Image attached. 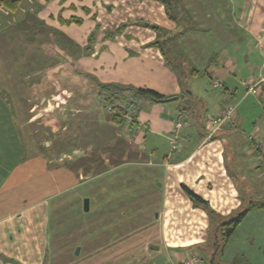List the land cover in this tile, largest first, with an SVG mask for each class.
Returning a JSON list of instances; mask_svg holds the SVG:
<instances>
[{
  "label": "crops",
  "instance_id": "obj_1",
  "mask_svg": "<svg viewBox=\"0 0 264 264\" xmlns=\"http://www.w3.org/2000/svg\"><path fill=\"white\" fill-rule=\"evenodd\" d=\"M230 3L181 0V21L158 0H20L14 13L0 3V264H179L192 253L206 264L219 219L248 201L213 261L264 264V164L248 139L255 134L264 151V110L248 118L244 85L258 81L264 109V21H234ZM180 27L171 42L200 71L182 81L147 45ZM90 76L181 98L142 99L138 125H115ZM198 77L221 86L209 92ZM228 103L234 123L214 130L211 113ZM78 197L90 212L77 237L87 246L60 258L59 235L79 232L55 231V212Z\"/></svg>",
  "mask_w": 264,
  "mask_h": 264
},
{
  "label": "trees",
  "instance_id": "obj_2",
  "mask_svg": "<svg viewBox=\"0 0 264 264\" xmlns=\"http://www.w3.org/2000/svg\"><path fill=\"white\" fill-rule=\"evenodd\" d=\"M158 1L164 4L165 11L170 18L177 21H181L180 17L178 16L179 10L177 8L178 3L181 0H158ZM0 3L3 5V7L6 10L14 13L17 10L20 0H0ZM74 20L77 22L80 21V19L77 18H75ZM142 24H144L145 26H150L151 28L156 29L161 33L166 32L165 30L153 24L147 22H142ZM184 31L185 29L183 27L177 28L174 32L170 34L167 33L166 34L167 36L165 38H162L160 40L156 39L147 44L148 46H157L160 49L161 53L165 57L166 62L168 64L169 63L171 64L172 69L177 72V75L180 78L179 80L181 81L186 71L188 72L189 75L200 73L199 70L190 67L188 65L189 63H187L188 61L185 59L182 51L176 45L173 46V43L171 42L172 38L180 35ZM92 35L93 34H91V36ZM90 39L91 42H89V44L91 43L93 46L92 37ZM90 48L92 47L86 46L87 51L90 50ZM90 77L97 87V93L103 103V107L111 114V121L115 125H122L125 123L129 128L138 125V112L140 107L139 101L142 99L148 100L150 102L166 103L168 101H166L165 99L175 96V95H163L153 89L136 87L129 84H121L117 82H100L94 76H90ZM179 98L181 97L177 95L175 96L174 100H177ZM178 109H179L178 112H184L181 110L185 109V106L182 108L178 107ZM179 130H178V134H179ZM176 149L177 148L171 149V144L169 140V152L170 151L172 152ZM262 151H263V147H262ZM250 153L254 155V153H252L251 151ZM259 164H264V161L259 162ZM182 188L184 192L189 196V198L193 201L194 204L200 205L202 208H204L207 211L208 214L213 213V209L208 205V202L206 200H204L198 194L194 193L191 189H189L185 185H182ZM244 204L245 205H243L238 210H235L226 217H221L219 219L218 221L219 223L217 225L216 231L214 232V238L212 241V250L217 252L219 248H221V246H223L227 242L230 234L234 230L237 223L241 220V218L248 211L249 207L252 205V203L249 201L247 202V204L246 203Z\"/></svg>",
  "mask_w": 264,
  "mask_h": 264
},
{
  "label": "rangeland",
  "instance_id": "obj_3",
  "mask_svg": "<svg viewBox=\"0 0 264 264\" xmlns=\"http://www.w3.org/2000/svg\"><path fill=\"white\" fill-rule=\"evenodd\" d=\"M229 6H230L229 9L231 12L230 18H234L233 19L234 21H259L260 19H261V21H264V0H232V3H230ZM60 60L62 62L63 61L66 62L65 58L60 57ZM203 75L205 76V74H203ZM202 77H198L199 85H201L204 88H206L207 90H209V92L213 91V90L216 91V88L213 89L212 86L210 85V83L207 82V77L205 79H202ZM189 79L191 80V78H189ZM192 82H193V80H192ZM47 88L49 89V87H47ZM48 89H46V90H48ZM0 92H1L0 98L3 97L2 93H4V97H7V91L1 90ZM242 92H243V89L240 88L239 92L237 93V99L240 97ZM246 94H248V93H246ZM247 105H249V108H248L249 113L246 114L249 116L248 118L255 116L258 113H261L264 110L261 102L258 99V96L256 94H253V93H249ZM246 107L244 108V111H242L241 114L244 115V113H246ZM235 114H236V111H235ZM245 130H247V132H248L250 130V128L247 127V128H245ZM251 157L254 158V155H252ZM72 198H75V197H72ZM62 202L63 203L58 207L60 213L55 212V218H54L55 220L53 223V227L56 226L54 229L55 231H58L61 228L62 229L65 228V230H66L70 227V229H75L76 231L79 232V233L74 234L71 237V240L62 239L61 237H63V235L62 234L59 235L60 240L58 242H59V249H60L59 250L60 258L74 259V256H75L74 250H75V247L77 245H79L81 243L79 245L81 248L80 247L79 248L81 250H82V248L86 249L87 245H86V243H84V241H85L84 238L81 236L77 240V237H78V235L80 236L85 225L87 223L89 224L90 220L86 217H89L90 212H87V213L84 212V214H83L82 201L79 197L76 199V202H75V199L73 201L71 198L69 201L66 199L65 201H62ZM69 217H70V219H69ZM63 221L65 223H63L61 226V223ZM58 222H59L60 226L57 224ZM64 246H66V248ZM67 246H69V247H67ZM56 250H57V247L54 250V252ZM210 251H209L208 256L207 255L203 256V260L206 264H212L210 262L212 249ZM67 253H68V255H67ZM240 260H241V258L238 257L237 261L240 262ZM253 264H260V263H257L254 261Z\"/></svg>",
  "mask_w": 264,
  "mask_h": 264
},
{
  "label": "built area",
  "instance_id": "obj_4",
  "mask_svg": "<svg viewBox=\"0 0 264 264\" xmlns=\"http://www.w3.org/2000/svg\"><path fill=\"white\" fill-rule=\"evenodd\" d=\"M258 81H248L244 83L245 92L253 93L257 96L260 94L259 89L257 87ZM211 85L214 88L221 86V81L218 78L211 79ZM235 104L228 103L224 105L222 108L217 110L216 112L211 113L210 119L212 122L213 129H219L221 126L231 125L235 121ZM178 114H182L179 112ZM182 121L177 118L174 121L173 131L169 136L171 149L178 147V130L182 127ZM249 150L254 153V159L258 162L264 161V152L262 151V142L256 137L255 134H249ZM171 152V151H170ZM201 258L197 253H192L188 256H185L181 259L179 264H200Z\"/></svg>",
  "mask_w": 264,
  "mask_h": 264
},
{
  "label": "water",
  "instance_id": "obj_5",
  "mask_svg": "<svg viewBox=\"0 0 264 264\" xmlns=\"http://www.w3.org/2000/svg\"><path fill=\"white\" fill-rule=\"evenodd\" d=\"M174 99H175V96H173V97H169V98H167V99H165V100H166V101H171V100H174ZM83 209H84V210H87V209H88V199H87V198H84V200H83ZM77 250H78V248H76V252H77ZM213 258H214V253H212L211 258H210V262H211L212 264H225V263L214 262V261H213Z\"/></svg>",
  "mask_w": 264,
  "mask_h": 264
}]
</instances>
